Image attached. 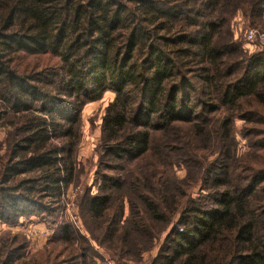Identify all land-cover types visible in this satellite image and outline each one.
<instances>
[{"label": "trees", "instance_id": "1", "mask_svg": "<svg viewBox=\"0 0 264 264\" xmlns=\"http://www.w3.org/2000/svg\"><path fill=\"white\" fill-rule=\"evenodd\" d=\"M263 4L0 0V222L56 225L78 179L82 110L114 95L97 192L77 199L86 234L61 224L27 259L21 239L5 238L0 264H106L92 242L135 263L165 232L149 264H264V50L237 60L229 30L233 10L260 20ZM236 118L251 160L236 158ZM196 183L204 194L192 198Z\"/></svg>", "mask_w": 264, "mask_h": 264}, {"label": "rangeland", "instance_id": "2", "mask_svg": "<svg viewBox=\"0 0 264 264\" xmlns=\"http://www.w3.org/2000/svg\"><path fill=\"white\" fill-rule=\"evenodd\" d=\"M230 18L229 30L231 31V39L238 47V53L236 54L238 55L237 60L249 58L253 54L262 52L254 48L252 44L244 38V33L251 29L264 32V13L260 20L251 19L244 13L243 9L236 8L233 10ZM196 77H198L197 73H193L191 82L194 84V88L197 89L201 83H199L200 81ZM113 99L114 95L107 92L99 101L87 104L82 110V137L78 148V179L76 183L72 184L65 191L64 198L62 199L63 205L60 213H58L56 225H54L55 223H53V225H47L40 217H33L28 220L22 219L16 225H7L0 222V245L5 238L11 239L14 236L18 237L26 246L22 255L24 259H27L32 256L40 255L44 250L51 249L50 239L61 224L70 223L76 229H81L82 232L86 234L82 228L81 220L79 219L77 199L85 192H89L92 195L97 192L98 184L95 182V173L97 170L98 158L95 154V150L100 139V125L105 108ZM216 116L218 119H221V114H217ZM243 128V120L236 118L233 128V142L236 150L235 155L237 159L244 158L251 160L253 159L251 158L253 149L250 146L249 138L244 134ZM3 137V133L0 132V141ZM263 154L262 152L260 156L264 157ZM259 158L260 157L254 159V166H256L257 162L261 163V159L259 160ZM157 170L162 172L164 169L163 167H158ZM187 173L183 165H174L170 170V176L176 181H182ZM190 190L192 198H197L204 194L200 189V185L197 183ZM165 235L166 232L161 235L160 240L154 242V246L151 250L141 254L139 262L134 263V261H127L126 263L149 264L157 255L159 246ZM92 245L96 254L102 257L106 264H114L105 250L96 246L94 242H92Z\"/></svg>", "mask_w": 264, "mask_h": 264}, {"label": "built area", "instance_id": "3", "mask_svg": "<svg viewBox=\"0 0 264 264\" xmlns=\"http://www.w3.org/2000/svg\"><path fill=\"white\" fill-rule=\"evenodd\" d=\"M244 38L259 51L264 50V32L255 29L248 30L244 33ZM65 195V193H64ZM63 195V198H64ZM62 198V199H63Z\"/></svg>", "mask_w": 264, "mask_h": 264}]
</instances>
